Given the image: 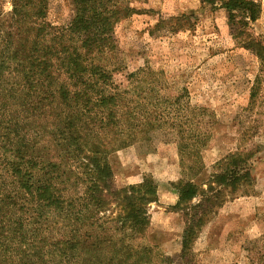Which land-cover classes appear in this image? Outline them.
Instances as JSON below:
<instances>
[{"label":"rangeland","instance_id":"374dc122","mask_svg":"<svg viewBox=\"0 0 264 264\" xmlns=\"http://www.w3.org/2000/svg\"><path fill=\"white\" fill-rule=\"evenodd\" d=\"M124 1L134 10L115 26L105 71L128 90L136 117L150 118L135 124L152 131L133 127V143L108 161L119 188L151 180L157 192L138 244L177 264H264V0H237L233 10L229 0ZM71 2L50 0L47 21L67 24ZM11 11L12 0H0V14ZM235 165L242 179L220 184ZM187 183L196 196L181 200ZM158 192L178 200L165 205ZM109 209L103 228L129 234L110 219L116 203ZM188 222L197 232L181 262Z\"/></svg>","mask_w":264,"mask_h":264},{"label":"trees","instance_id":"16d2710c","mask_svg":"<svg viewBox=\"0 0 264 264\" xmlns=\"http://www.w3.org/2000/svg\"><path fill=\"white\" fill-rule=\"evenodd\" d=\"M49 2L12 0L0 14V264H177L138 244L157 198L152 181L119 188L108 161L133 143V127L134 135L152 131L105 71L115 26L134 9L124 0H72V18L59 27L47 21ZM237 167L216 180L235 184ZM185 187L181 200L194 198L195 185ZM111 202L110 219L129 234L103 228ZM186 224L181 262L197 232Z\"/></svg>","mask_w":264,"mask_h":264},{"label":"crops","instance_id":"0c3cea01","mask_svg":"<svg viewBox=\"0 0 264 264\" xmlns=\"http://www.w3.org/2000/svg\"><path fill=\"white\" fill-rule=\"evenodd\" d=\"M158 194H159V202L165 205H174L178 200L176 193L174 192L171 193L167 192L164 195H160V193L158 192Z\"/></svg>","mask_w":264,"mask_h":264}]
</instances>
